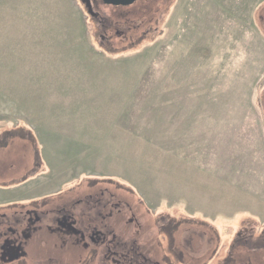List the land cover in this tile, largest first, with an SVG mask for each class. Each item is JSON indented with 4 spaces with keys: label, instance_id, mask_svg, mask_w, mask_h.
<instances>
[{
    "label": "rangeland",
    "instance_id": "1",
    "mask_svg": "<svg viewBox=\"0 0 264 264\" xmlns=\"http://www.w3.org/2000/svg\"><path fill=\"white\" fill-rule=\"evenodd\" d=\"M0 0V264H264V0Z\"/></svg>",
    "mask_w": 264,
    "mask_h": 264
},
{
    "label": "water",
    "instance_id": "2",
    "mask_svg": "<svg viewBox=\"0 0 264 264\" xmlns=\"http://www.w3.org/2000/svg\"><path fill=\"white\" fill-rule=\"evenodd\" d=\"M104 4L111 5V6H130L134 4L137 0H102ZM87 5L88 12L91 15H94V10L92 6V2L90 0L84 1Z\"/></svg>",
    "mask_w": 264,
    "mask_h": 264
},
{
    "label": "flooded vegetation",
    "instance_id": "3",
    "mask_svg": "<svg viewBox=\"0 0 264 264\" xmlns=\"http://www.w3.org/2000/svg\"><path fill=\"white\" fill-rule=\"evenodd\" d=\"M83 1H88V0H83ZM90 1H91V0H90ZM138 1H139V0H137L135 3H137ZM135 3H134V4H135ZM134 4H132V5H134ZM130 6H131V5H130ZM116 7H118V8H122V7H128V6H116ZM94 12H95V13H94V15H92V16H93L94 18H96V19L99 18V16H100L99 13H97L96 11H94ZM97 20H98V19H97ZM113 261H114V262L116 261L117 264L120 263V261L115 260V259H114Z\"/></svg>",
    "mask_w": 264,
    "mask_h": 264
}]
</instances>
